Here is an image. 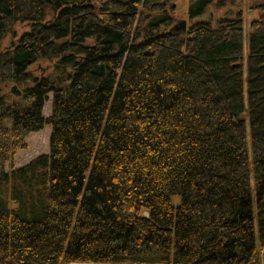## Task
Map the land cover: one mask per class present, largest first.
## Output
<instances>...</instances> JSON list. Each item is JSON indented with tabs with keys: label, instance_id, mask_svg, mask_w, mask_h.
Returning <instances> with one entry per match:
<instances>
[{
	"label": "trees",
	"instance_id": "16d2710c",
	"mask_svg": "<svg viewBox=\"0 0 264 264\" xmlns=\"http://www.w3.org/2000/svg\"><path fill=\"white\" fill-rule=\"evenodd\" d=\"M94 1L0 0V264H264V0Z\"/></svg>",
	"mask_w": 264,
	"mask_h": 264
},
{
	"label": "rangeland",
	"instance_id": "374dc122",
	"mask_svg": "<svg viewBox=\"0 0 264 264\" xmlns=\"http://www.w3.org/2000/svg\"><path fill=\"white\" fill-rule=\"evenodd\" d=\"M254 1V0H253ZM223 5H218L217 0L209 5L206 10L204 17L208 19L215 20L221 16L231 15L235 11H241L243 15V51L244 54L247 53L248 43H247V32L249 30L248 22L257 16V9L253 8L252 0H224ZM187 0H176L174 5L173 15L179 20H184L187 18L186 9ZM47 15H50L48 13ZM203 17V18H204ZM30 29L29 23L17 22L15 24V34L16 37L19 36L22 32L28 31ZM11 42V37L9 35L5 36L3 44L8 46ZM39 66H46L44 62L40 63ZM36 68V65L32 68ZM51 93L48 94L47 99L43 104V114L48 115L50 113V104H51ZM49 134H50V125L47 124L37 131L30 132L24 138L25 145L24 147L18 149L14 155V158L11 162V165L18 166L28 162L34 156L40 153H46L49 150ZM249 140V137H248ZM249 147V145H248ZM9 166V164H7ZM174 204L178 202V197H174ZM146 212H144L145 214Z\"/></svg>",
	"mask_w": 264,
	"mask_h": 264
},
{
	"label": "flooded vegetation",
	"instance_id": "af4514ba",
	"mask_svg": "<svg viewBox=\"0 0 264 264\" xmlns=\"http://www.w3.org/2000/svg\"><path fill=\"white\" fill-rule=\"evenodd\" d=\"M100 1H102V0H95V1H94L96 7H98V6L100 5V3H99ZM253 2H254V1L252 0V4H254ZM173 5H175V2L173 3ZM208 7H209V6H208ZM208 7H207V8H208ZM167 8H168V7H167ZM207 8H206L205 11L203 12V14H202V16H201L202 18L204 17ZM236 12H237V11H235L233 14H235ZM186 13H187V18H186V19L183 18V19L185 20L184 27H182V25H181V21H182V19L179 20V19H177L176 17H173L174 28H175L177 31L184 32L185 29L187 28V26L189 25L190 21L192 20V19L189 17V14H188L187 10H186ZM172 14H173V12H172ZM233 14L231 13V15H233ZM224 16H225V15H224ZM226 16H228V15H226ZM229 16H230V15H229ZM203 19L213 21V19L211 20V19H208V18H206V17H204Z\"/></svg>",
	"mask_w": 264,
	"mask_h": 264
},
{
	"label": "water",
	"instance_id": "95a60500",
	"mask_svg": "<svg viewBox=\"0 0 264 264\" xmlns=\"http://www.w3.org/2000/svg\"><path fill=\"white\" fill-rule=\"evenodd\" d=\"M184 24H185V20H182V21H181V25H182V27H184Z\"/></svg>",
	"mask_w": 264,
	"mask_h": 264
},
{
	"label": "bare ground",
	"instance_id": "6f19581e",
	"mask_svg": "<svg viewBox=\"0 0 264 264\" xmlns=\"http://www.w3.org/2000/svg\"><path fill=\"white\" fill-rule=\"evenodd\" d=\"M146 214V213H145Z\"/></svg>",
	"mask_w": 264,
	"mask_h": 264
}]
</instances>
